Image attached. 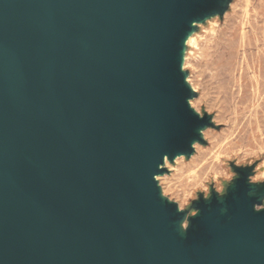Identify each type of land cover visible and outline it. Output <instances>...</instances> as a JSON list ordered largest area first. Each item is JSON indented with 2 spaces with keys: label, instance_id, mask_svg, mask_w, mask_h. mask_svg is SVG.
I'll return each mask as SVG.
<instances>
[{
  "label": "water",
  "instance_id": "1",
  "mask_svg": "<svg viewBox=\"0 0 264 264\" xmlns=\"http://www.w3.org/2000/svg\"><path fill=\"white\" fill-rule=\"evenodd\" d=\"M230 3L0 0V264H264L254 166L194 214L158 179L215 125L184 62Z\"/></svg>",
  "mask_w": 264,
  "mask_h": 264
},
{
  "label": "rangeland",
  "instance_id": "2",
  "mask_svg": "<svg viewBox=\"0 0 264 264\" xmlns=\"http://www.w3.org/2000/svg\"><path fill=\"white\" fill-rule=\"evenodd\" d=\"M192 35L184 62L197 92L191 105L215 125L191 157L166 161L168 172L158 176L163 193L189 214L200 195L226 191L234 166H254L251 180L264 182V0H231Z\"/></svg>",
  "mask_w": 264,
  "mask_h": 264
},
{
  "label": "bare ground",
  "instance_id": "3",
  "mask_svg": "<svg viewBox=\"0 0 264 264\" xmlns=\"http://www.w3.org/2000/svg\"><path fill=\"white\" fill-rule=\"evenodd\" d=\"M194 41H195V38H194L193 35H191V36L188 38V40H187V45H191V44H193ZM184 68H185V67H184ZM242 68H243V67H242ZM215 81H216V80H215Z\"/></svg>",
  "mask_w": 264,
  "mask_h": 264
}]
</instances>
